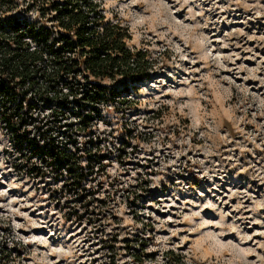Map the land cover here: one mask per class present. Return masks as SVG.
<instances>
[{
    "label": "rangeland",
    "instance_id": "rangeland-1",
    "mask_svg": "<svg viewBox=\"0 0 264 264\" xmlns=\"http://www.w3.org/2000/svg\"><path fill=\"white\" fill-rule=\"evenodd\" d=\"M0 2L15 24L4 34L23 43L0 51V264H264V0H90L156 62L128 94L90 78L109 90L91 113L59 109L67 89L45 79L61 31L47 10L63 0ZM31 50L37 93L1 66ZM85 84L76 73L77 99ZM19 116L71 124L80 185L19 149Z\"/></svg>",
    "mask_w": 264,
    "mask_h": 264
},
{
    "label": "trees",
    "instance_id": "trees-1",
    "mask_svg": "<svg viewBox=\"0 0 264 264\" xmlns=\"http://www.w3.org/2000/svg\"><path fill=\"white\" fill-rule=\"evenodd\" d=\"M47 11L56 14L55 20L60 23L61 30L57 32L56 38L52 39L51 45L53 46L50 47L54 73L45 78L48 87L53 88L55 83L60 80L62 86L67 89L66 94L63 90L58 93L63 97L62 102L58 105L59 109H69L71 102L76 101L81 109L86 108L88 103L92 102V110L90 109L89 112L98 111V106L105 101L109 90L107 86L90 82V78L97 80L108 78L113 81L120 79L123 88L119 92L114 91V95L123 94L121 92L128 94L130 85L150 80V73L153 72L156 62L149 59L146 52H134L129 49L126 44L130 40L128 32L119 26L104 24L103 16L99 14L90 0H63V3L52 4L51 10ZM44 34L42 37H39V33L34 34L33 41L48 43L51 35L49 32ZM15 40L3 36L0 39V51L10 47V42ZM14 43L21 46L23 44L22 41ZM56 44L58 48L54 50ZM68 53L77 54L74 59H64V54ZM16 59H18L17 62H15ZM42 61V54L38 50L9 55L1 60L2 72L10 73V78L18 77L21 87L28 86L26 89L29 90L38 87L37 80L32 77ZM76 73H79L86 82L79 99H77L78 93L74 92L72 88V81ZM35 92H41L40 88H35ZM45 97H47V103L54 99V97L49 99L47 95ZM22 105L23 103L19 102L16 107H19L20 110L23 109ZM32 108L31 104H27L26 113L30 112ZM58 113H61L58 108L51 109L50 115L54 118L53 121L57 120ZM19 118L23 130L19 133V130L13 129L19 149H29L34 158H41L40 161L45 162L60 178H74L75 182L80 185L86 174L68 146L74 143H70V134L67 133L71 124L59 121L51 126L44 124L45 129H41L39 126H32L28 123V120L30 123H35L32 116H19ZM29 126L35 129V134H32V130H28L29 128H25ZM64 137H68L70 144L63 141Z\"/></svg>",
    "mask_w": 264,
    "mask_h": 264
},
{
    "label": "built area",
    "instance_id": "built-area-1",
    "mask_svg": "<svg viewBox=\"0 0 264 264\" xmlns=\"http://www.w3.org/2000/svg\"><path fill=\"white\" fill-rule=\"evenodd\" d=\"M0 8H2L1 2H0ZM0 14H1L0 15V39H1L3 36H6L4 34V31H5L6 26H9V27L10 26H15V24H14V22H9V23L4 22L3 19H2V12Z\"/></svg>",
    "mask_w": 264,
    "mask_h": 264
}]
</instances>
